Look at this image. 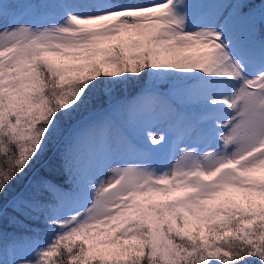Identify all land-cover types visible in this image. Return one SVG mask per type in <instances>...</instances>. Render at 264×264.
<instances>
[{
	"label": "snow or ice",
	"instance_id": "1",
	"mask_svg": "<svg viewBox=\"0 0 264 264\" xmlns=\"http://www.w3.org/2000/svg\"><path fill=\"white\" fill-rule=\"evenodd\" d=\"M0 264H264V0H0Z\"/></svg>",
	"mask_w": 264,
	"mask_h": 264
},
{
	"label": "trees",
	"instance_id": "2",
	"mask_svg": "<svg viewBox=\"0 0 264 264\" xmlns=\"http://www.w3.org/2000/svg\"><path fill=\"white\" fill-rule=\"evenodd\" d=\"M133 91H135V89H133ZM57 148H58V145L56 143L50 144L49 145V155L54 154L57 151Z\"/></svg>",
	"mask_w": 264,
	"mask_h": 264
}]
</instances>
